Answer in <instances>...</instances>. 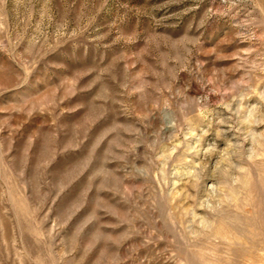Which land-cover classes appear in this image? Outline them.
I'll return each mask as SVG.
<instances>
[{
    "label": "rangeland",
    "instance_id": "1",
    "mask_svg": "<svg viewBox=\"0 0 264 264\" xmlns=\"http://www.w3.org/2000/svg\"><path fill=\"white\" fill-rule=\"evenodd\" d=\"M0 264H264V0H0Z\"/></svg>",
    "mask_w": 264,
    "mask_h": 264
}]
</instances>
